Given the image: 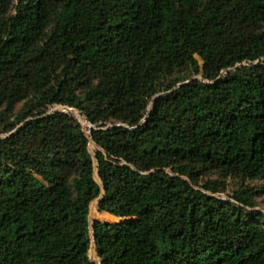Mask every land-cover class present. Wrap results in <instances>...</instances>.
<instances>
[{
	"label": "trees",
	"instance_id": "trees-1",
	"mask_svg": "<svg viewBox=\"0 0 264 264\" xmlns=\"http://www.w3.org/2000/svg\"><path fill=\"white\" fill-rule=\"evenodd\" d=\"M15 2L0 136L29 122L0 140V264H94L91 233L101 264H264V0ZM206 171L262 191L221 200ZM96 200L121 222L90 229Z\"/></svg>",
	"mask_w": 264,
	"mask_h": 264
},
{
	"label": "rangeland",
	"instance_id": "rangeland-1",
	"mask_svg": "<svg viewBox=\"0 0 264 264\" xmlns=\"http://www.w3.org/2000/svg\"><path fill=\"white\" fill-rule=\"evenodd\" d=\"M14 4H16L15 0H14ZM10 14H12V12ZM200 64H201V62H200ZM181 75H184L187 78H190L189 73H183ZM196 78L198 79L200 77H195V79ZM22 105L23 104H19L16 107L15 113L19 112V110L22 108ZM58 112L71 114L73 116V118L80 124V126L82 127L84 132L87 134V136H89L90 130L93 129V127L89 123H87V121H86L87 119L84 116H79L76 112H68L65 110V107H53V108H50V110L48 111V113H50V114L58 113ZM88 149H89L90 154L93 157H94L95 153L98 151V148L92 142H90ZM95 165H96V163H95ZM213 180H217V181H220L222 183L219 192L217 194H215V196L221 200H231L232 194L235 191L243 189L246 186L251 187L256 192H260V191H262L261 187L263 185V183H259V182L243 183V182H240V181H238L234 178H231V177L225 178L220 173H218L216 171H206V172H201L200 177L197 180V187H202L203 184H205L206 182L213 181ZM254 199H255V202L257 205L256 209L260 210L262 213H264V188H263V192H261V194L259 196L254 197ZM98 203H99V200H96L90 206V215H89L90 229L92 226V222L94 220L101 219V218H99V215H98L99 212L97 210L98 209ZM105 222H107V221H105ZM120 222H121L120 220H109L107 223L116 224V223H120ZM261 225L264 227V222H262ZM88 256H89V259L92 263L101 264V262L97 256L96 249H95V246H94V243L92 240V233H91V246L89 249Z\"/></svg>",
	"mask_w": 264,
	"mask_h": 264
},
{
	"label": "water",
	"instance_id": "water-1",
	"mask_svg": "<svg viewBox=\"0 0 264 264\" xmlns=\"http://www.w3.org/2000/svg\"><path fill=\"white\" fill-rule=\"evenodd\" d=\"M240 66H237L236 68H239ZM232 70H227V71H225V72H223L222 74H221V76H223V75H227L229 72H231ZM195 80H199V81H201V77L200 78H196ZM181 85H179V87H180ZM178 87V88H179ZM65 110L66 111H68V112H76L79 116H83V114L81 113V112H79V111H77V110H74V109H69V108H66L65 107ZM54 114V113H53ZM49 115H51L50 113H47V115L46 116H49ZM145 120V119H144ZM87 121V120H86ZM29 121H26L24 124H22V125H20L17 129H15L13 132H11L10 134H8V135H5V136H0V140H4V139H7V138H10V137H12L13 135H15L25 124H27ZM87 123H88V121H87Z\"/></svg>",
	"mask_w": 264,
	"mask_h": 264
},
{
	"label": "crops",
	"instance_id": "crops-1",
	"mask_svg": "<svg viewBox=\"0 0 264 264\" xmlns=\"http://www.w3.org/2000/svg\"><path fill=\"white\" fill-rule=\"evenodd\" d=\"M99 218H101V219H98V220H100L102 222H105V221L108 222L109 220H119V219L112 217V216H109V215H99Z\"/></svg>",
	"mask_w": 264,
	"mask_h": 264
}]
</instances>
